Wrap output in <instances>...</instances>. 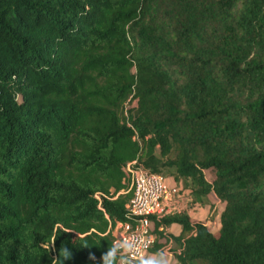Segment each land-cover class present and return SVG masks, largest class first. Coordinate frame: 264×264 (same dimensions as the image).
I'll list each match as a JSON object with an SVG mask.
<instances>
[{
  "label": "trees",
  "instance_id": "16d2710c",
  "mask_svg": "<svg viewBox=\"0 0 264 264\" xmlns=\"http://www.w3.org/2000/svg\"><path fill=\"white\" fill-rule=\"evenodd\" d=\"M132 161L223 203L150 250L264 264V0H0V264H116Z\"/></svg>",
  "mask_w": 264,
  "mask_h": 264
},
{
  "label": "built area",
  "instance_id": "2783aa9c",
  "mask_svg": "<svg viewBox=\"0 0 264 264\" xmlns=\"http://www.w3.org/2000/svg\"><path fill=\"white\" fill-rule=\"evenodd\" d=\"M124 170L131 190L127 209L134 219L121 224L113 254L117 257L116 264H133L143 260L155 242L148 216L164 214V200L176 195L178 189L167 186L161 175L137 166L135 161L127 163Z\"/></svg>",
  "mask_w": 264,
  "mask_h": 264
},
{
  "label": "crops",
  "instance_id": "0c3cea01",
  "mask_svg": "<svg viewBox=\"0 0 264 264\" xmlns=\"http://www.w3.org/2000/svg\"><path fill=\"white\" fill-rule=\"evenodd\" d=\"M165 180H169L167 186L173 187L170 183L172 179L166 178ZM174 182V181H173ZM163 207L165 209V213L176 211V212H186L193 221H198L195 218V215L200 212V207H197V203L192 202L190 196H186V194H179V195H171L170 199L164 200ZM180 232V225L176 223L170 224L168 227L165 228L164 234L165 235H177ZM156 252L149 250L144 260L148 264H156V261L161 260L163 258V264H167V259L170 257L169 264H179L174 257V250L177 248V245L171 238H158L156 241Z\"/></svg>",
  "mask_w": 264,
  "mask_h": 264
},
{
  "label": "rangeland",
  "instance_id": "374dc122",
  "mask_svg": "<svg viewBox=\"0 0 264 264\" xmlns=\"http://www.w3.org/2000/svg\"><path fill=\"white\" fill-rule=\"evenodd\" d=\"M165 181L166 183H169V180ZM170 183L172 185H175L173 180H171ZM179 186L182 187L181 184H179ZM183 192L185 194L188 193L187 190H184ZM199 207L201 209L200 212L195 215L196 220L205 223L210 230L214 231L215 229H217L219 226V215L222 211L223 203L212 194L208 198H204L202 205H200ZM169 259H167V264H169Z\"/></svg>",
  "mask_w": 264,
  "mask_h": 264
},
{
  "label": "clouds",
  "instance_id": "9594fccd",
  "mask_svg": "<svg viewBox=\"0 0 264 264\" xmlns=\"http://www.w3.org/2000/svg\"><path fill=\"white\" fill-rule=\"evenodd\" d=\"M104 260H105V257H104ZM156 264H163V258H161V260L156 261Z\"/></svg>",
  "mask_w": 264,
  "mask_h": 264
}]
</instances>
